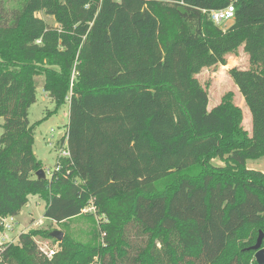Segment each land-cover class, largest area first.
<instances>
[{"label": "trees", "instance_id": "16d2710c", "mask_svg": "<svg viewBox=\"0 0 264 264\" xmlns=\"http://www.w3.org/2000/svg\"><path fill=\"white\" fill-rule=\"evenodd\" d=\"M9 3L0 0V221L33 195L57 223L94 208L105 236L90 249L66 237L49 258L35 238L50 232L32 230L2 247L0 264H258L264 172L248 162L264 159V0ZM231 5L224 29L211 12ZM244 43L263 67L230 71L252 135L232 92L209 111L193 77L198 52ZM40 77L56 110L70 105V157L46 180L29 121Z\"/></svg>", "mask_w": 264, "mask_h": 264}, {"label": "rangeland", "instance_id": "374dc122", "mask_svg": "<svg viewBox=\"0 0 264 264\" xmlns=\"http://www.w3.org/2000/svg\"><path fill=\"white\" fill-rule=\"evenodd\" d=\"M10 5H17L21 0H8ZM51 26H58L55 19L48 16L45 12L37 14ZM225 24V23H224ZM251 50L253 44L244 43L237 49L226 51L223 49L201 50L195 56V68L193 77L197 85L207 91L209 96L208 108L213 109L218 106L222 98L229 92L234 94L235 106L241 108L243 113V129L252 135V121L249 109L244 105L243 96L239 88L231 78L232 69L255 70L260 71V65L253 63ZM197 58V59H196ZM43 77L38 78L37 102L30 108L29 121L33 124H39L35 130L34 152L36 157L42 162L43 170L50 179L56 170L57 162L65 146L61 145V140L66 135L69 124L70 105L67 104L59 110L48 97L43 89ZM251 116V117H250ZM0 124L3 119L0 118ZM3 131L0 128V137ZM214 164L223 166L219 160ZM250 169L264 172V159L259 161H249ZM167 183L165 184V187ZM46 202L37 196H30L28 203L22 208L21 213L16 217V225L13 231L1 236L2 247L9 243H17L19 236L32 230L49 231L50 238L37 236L35 241L44 253H50L51 250L58 252L62 250V242L51 237L52 232L61 231L68 237L72 244L79 245L84 249L98 247L104 243L105 234L102 233L98 239L97 226L102 222L95 211L83 213L81 217L69 220L65 223H57L45 217ZM95 213V214H94ZM132 233L133 241H140L141 237H136ZM145 237V236H144ZM259 237V236H258ZM244 243L247 240H243ZM242 241V242H243ZM98 259L95 258V262Z\"/></svg>", "mask_w": 264, "mask_h": 264}, {"label": "built area", "instance_id": "2783aa9c", "mask_svg": "<svg viewBox=\"0 0 264 264\" xmlns=\"http://www.w3.org/2000/svg\"><path fill=\"white\" fill-rule=\"evenodd\" d=\"M114 1L120 2L121 0H114ZM234 18H235V10H234L233 5L225 8V9L216 10V11L211 12L212 21L216 25H219V26H224V23H226L229 20H234ZM60 157H63V158L70 157L69 151L67 149L65 151H62V153L60 154ZM57 170H59V167L57 168ZM93 210L95 211L94 208H88V209L84 210L83 213H87V212L93 211ZM0 224L4 228V232L1 233V236L6 235L8 232H11L14 230L15 225H16V217H8L5 219H2L0 221ZM1 251H2V243L0 242V263L2 260ZM54 253H55V251L51 250L50 253H45V254L48 255L49 258H51L54 255Z\"/></svg>", "mask_w": 264, "mask_h": 264}, {"label": "water", "instance_id": "95a60500", "mask_svg": "<svg viewBox=\"0 0 264 264\" xmlns=\"http://www.w3.org/2000/svg\"><path fill=\"white\" fill-rule=\"evenodd\" d=\"M235 24V20H229L224 24V29H228L232 27ZM36 177L38 180H46V172L41 169L36 173ZM51 237L58 240L59 242H62L65 238V234L61 231H54L51 234ZM263 242H264V233L260 231L259 237L257 239L256 244L250 248V250L255 251V259L258 264H264V248H263Z\"/></svg>", "mask_w": 264, "mask_h": 264}, {"label": "crops", "instance_id": "0c3cea01", "mask_svg": "<svg viewBox=\"0 0 264 264\" xmlns=\"http://www.w3.org/2000/svg\"><path fill=\"white\" fill-rule=\"evenodd\" d=\"M242 102H243V103H244V105L246 106L244 99H243V101H242ZM246 107H247V106H246ZM208 110H209V111H211L212 109H211V108H210V109L208 108ZM250 117H251V116H250ZM251 121H252V118H251ZM252 128H253V127H252ZM246 131H247V130H246ZM247 132L250 134V132H249V131H247Z\"/></svg>", "mask_w": 264, "mask_h": 264}]
</instances>
